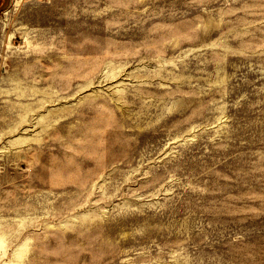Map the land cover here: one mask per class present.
Masks as SVG:
<instances>
[{"label": "rangeland", "instance_id": "374dc122", "mask_svg": "<svg viewBox=\"0 0 264 264\" xmlns=\"http://www.w3.org/2000/svg\"><path fill=\"white\" fill-rule=\"evenodd\" d=\"M0 264H264V0H8Z\"/></svg>", "mask_w": 264, "mask_h": 264}, {"label": "water", "instance_id": "95a60500", "mask_svg": "<svg viewBox=\"0 0 264 264\" xmlns=\"http://www.w3.org/2000/svg\"><path fill=\"white\" fill-rule=\"evenodd\" d=\"M8 0H4L3 4L0 6V13L4 12V10L6 9Z\"/></svg>", "mask_w": 264, "mask_h": 264}]
</instances>
